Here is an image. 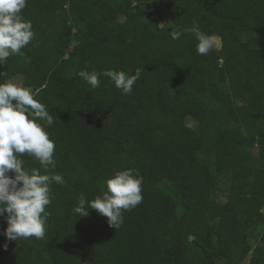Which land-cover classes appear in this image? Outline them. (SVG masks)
<instances>
[{
    "label": "trees",
    "instance_id": "16d2710c",
    "mask_svg": "<svg viewBox=\"0 0 264 264\" xmlns=\"http://www.w3.org/2000/svg\"><path fill=\"white\" fill-rule=\"evenodd\" d=\"M21 15L35 36L0 83L21 77L55 114L50 174L64 184L51 185L43 240L7 241L0 218V264H242L251 251L246 264H264V0H27ZM193 22L217 52L197 54L189 31L170 37L168 23ZM137 69L131 95L80 75ZM128 168L143 199L118 228L73 213Z\"/></svg>",
    "mask_w": 264,
    "mask_h": 264
},
{
    "label": "clouds",
    "instance_id": "9594fccd",
    "mask_svg": "<svg viewBox=\"0 0 264 264\" xmlns=\"http://www.w3.org/2000/svg\"><path fill=\"white\" fill-rule=\"evenodd\" d=\"M27 0H0V65L12 55H22V49L33 40L35 33L31 21L21 15ZM173 29L170 37L178 40L184 31L191 32L197 40L196 52L208 55L219 40L217 36L203 33L193 22L191 29ZM84 80L96 89L100 77L109 78L122 95H131L133 85L140 78V70L134 74L125 71L81 72ZM55 114H50L39 102L31 89L14 80L0 83V218L7 227L3 236L7 241L35 238L43 240L51 204V185H63L60 174H50L55 167V143L45 128L53 125ZM38 121H42L40 123ZM25 156L34 158L41 168H25ZM11 173V175H9ZM143 178L137 170L128 168L115 172L105 181L102 195L92 200L80 193L73 213L88 217L95 210L107 218L109 227L116 229L123 223V212L135 208L142 202ZM7 249V243L3 245Z\"/></svg>",
    "mask_w": 264,
    "mask_h": 264
},
{
    "label": "rangeland",
    "instance_id": "374dc122",
    "mask_svg": "<svg viewBox=\"0 0 264 264\" xmlns=\"http://www.w3.org/2000/svg\"><path fill=\"white\" fill-rule=\"evenodd\" d=\"M219 40H217L215 42V46H214V51H218L219 50ZM9 80H14L15 82L19 83V84H22V78L21 77H12L11 79ZM186 124L190 127H193L194 123L192 121V119L188 118L186 120ZM215 198L219 199V200H222L223 199V189H219L215 195H214ZM262 230L263 228L261 226H259L258 228L256 229H253V230H250L249 232V244L252 248H254L258 242H259V239H260V235L262 233ZM251 255H252V251L249 252V254L246 256V259H245V262H243L242 264H246L250 258H251Z\"/></svg>",
    "mask_w": 264,
    "mask_h": 264
}]
</instances>
